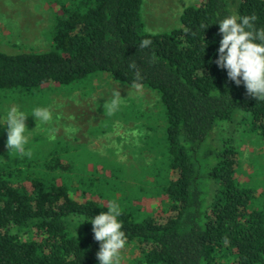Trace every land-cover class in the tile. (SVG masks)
<instances>
[{
    "label": "trees",
    "instance_id": "16d2710c",
    "mask_svg": "<svg viewBox=\"0 0 264 264\" xmlns=\"http://www.w3.org/2000/svg\"><path fill=\"white\" fill-rule=\"evenodd\" d=\"M142 5L72 0L59 6L47 50L0 51V112L30 98L40 105L36 94L51 84L107 74L154 93L162 123L102 152L97 141L50 140L31 117L23 154L9 153L0 126V264H98L83 220L110 203L138 252L127 264H264V182L240 161L244 134L264 144V100L215 64V22L237 14L264 27V0H196L158 33L146 30ZM144 39L152 43L141 48ZM121 150L134 161H121Z\"/></svg>",
    "mask_w": 264,
    "mask_h": 264
},
{
    "label": "rangeland",
    "instance_id": "374dc122",
    "mask_svg": "<svg viewBox=\"0 0 264 264\" xmlns=\"http://www.w3.org/2000/svg\"><path fill=\"white\" fill-rule=\"evenodd\" d=\"M195 2L143 0L142 16L146 30L158 33L176 27L182 10ZM70 3L72 0H0V51L19 54L47 50L59 6ZM113 90L120 92L122 101L119 110L109 114L104 102L111 98ZM36 96L42 102L40 105L31 98L25 100V104H17L29 115L25 123H29L32 109L39 106L51 107L54 120L47 126L37 122V127L35 123L32 130L36 128L37 133L44 135L47 132L49 136V128H54L55 138L61 137L68 141L74 137L77 141H97L95 146L102 152L103 146L110 143L108 141H112V144H116L114 141H139L145 134H150L147 125L159 128L162 125L157 117L159 108L154 93L113 83L107 74L70 86L51 84L50 89L43 88ZM140 111L149 116L145 119L140 116ZM127 115L129 118L125 119ZM3 131L5 133V129ZM244 135L240 157L243 169L252 182H264V144H258L251 133ZM119 159L129 163L134 161L127 150L119 152ZM133 166L138 168L136 162ZM137 255L138 252L127 245L122 250V264H127Z\"/></svg>",
    "mask_w": 264,
    "mask_h": 264
},
{
    "label": "clouds",
    "instance_id": "9594fccd",
    "mask_svg": "<svg viewBox=\"0 0 264 264\" xmlns=\"http://www.w3.org/2000/svg\"><path fill=\"white\" fill-rule=\"evenodd\" d=\"M255 19V16L231 14L215 22L221 36L215 64L226 70L230 81L237 86L243 84L248 95L264 100V27L257 28ZM201 27L204 28L203 25ZM151 43L150 39H144L140 47L145 48ZM121 101L120 92L113 90L111 98L104 102V107L112 114L119 110ZM28 116L15 104L0 112V126L6 125V148L9 153H25L29 133L32 132L25 123ZM31 116L36 121V127L37 122L47 126L54 120L53 110L49 106L33 108ZM48 138H55L54 128H49ZM120 216V206L110 203L108 211H101L83 220L91 223L93 238L99 242L96 253L98 264H122V250L126 247L127 237L122 230Z\"/></svg>",
    "mask_w": 264,
    "mask_h": 264
}]
</instances>
